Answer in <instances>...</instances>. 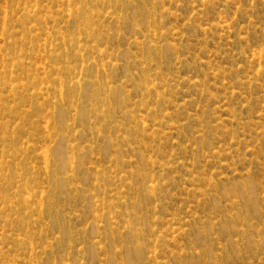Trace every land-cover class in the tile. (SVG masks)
I'll use <instances>...</instances> for the list:
<instances>
[{
  "label": "rangeland",
  "instance_id": "374dc122",
  "mask_svg": "<svg viewBox=\"0 0 264 264\" xmlns=\"http://www.w3.org/2000/svg\"><path fill=\"white\" fill-rule=\"evenodd\" d=\"M131 263L264 264V0H0V264Z\"/></svg>",
  "mask_w": 264,
  "mask_h": 264
},
{
  "label": "bare ground",
  "instance_id": "6f19581e",
  "mask_svg": "<svg viewBox=\"0 0 264 264\" xmlns=\"http://www.w3.org/2000/svg\"><path fill=\"white\" fill-rule=\"evenodd\" d=\"M75 39H72L71 41H74ZM67 44H69L70 46H74L75 45V42H69V43H67ZM78 44H79V42H78ZM131 264H133V263H131Z\"/></svg>",
  "mask_w": 264,
  "mask_h": 264
}]
</instances>
